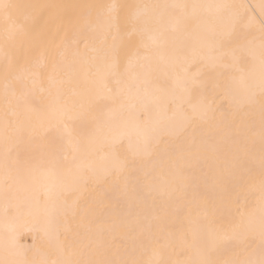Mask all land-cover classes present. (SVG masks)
I'll return each instance as SVG.
<instances>
[{"label":"bare ground","instance_id":"obj_1","mask_svg":"<svg viewBox=\"0 0 264 264\" xmlns=\"http://www.w3.org/2000/svg\"><path fill=\"white\" fill-rule=\"evenodd\" d=\"M0 264H264V0H0Z\"/></svg>","mask_w":264,"mask_h":264}]
</instances>
